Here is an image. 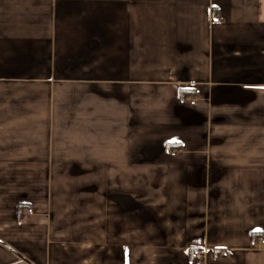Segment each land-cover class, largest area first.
<instances>
[{
	"label": "crops",
	"instance_id": "obj_1",
	"mask_svg": "<svg viewBox=\"0 0 264 264\" xmlns=\"http://www.w3.org/2000/svg\"><path fill=\"white\" fill-rule=\"evenodd\" d=\"M261 240L264 0H0V264Z\"/></svg>",
	"mask_w": 264,
	"mask_h": 264
},
{
	"label": "built area",
	"instance_id": "obj_2",
	"mask_svg": "<svg viewBox=\"0 0 264 264\" xmlns=\"http://www.w3.org/2000/svg\"><path fill=\"white\" fill-rule=\"evenodd\" d=\"M33 213H34L33 210H29L28 211V214L30 216L33 215ZM261 243L264 244V240H261ZM191 259H192L193 264H205V261L207 259L206 250H202V249L193 250L192 253H191Z\"/></svg>",
	"mask_w": 264,
	"mask_h": 264
}]
</instances>
